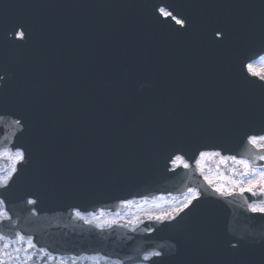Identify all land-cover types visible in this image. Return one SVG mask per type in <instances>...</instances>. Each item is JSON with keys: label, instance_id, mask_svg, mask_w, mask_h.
I'll use <instances>...</instances> for the list:
<instances>
[{"label": "water", "instance_id": "1", "mask_svg": "<svg viewBox=\"0 0 264 264\" xmlns=\"http://www.w3.org/2000/svg\"><path fill=\"white\" fill-rule=\"evenodd\" d=\"M75 1L33 6L39 36L31 63L17 60L14 76L3 78L7 84L0 87V101H36L44 112L40 136H26L39 154L33 158L32 149H25L26 162L7 188L0 187L9 215L26 218L16 206L29 195L55 198L56 211L44 207L47 219L20 221L38 246L57 253H101L131 264L158 248L163 256L152 257L151 264H264V214L247 207L258 197L220 196L194 164L201 149L244 156L251 148L247 135L264 133V83L241 68L247 57L264 52V0H94L92 12L88 1L79 62L57 52L51 37L68 36L74 28ZM160 4L171 5L187 29L171 20L160 23L164 17L154 11ZM216 29L228 34L223 43H216ZM68 60L77 68L83 61L84 71L68 75ZM176 153L190 165L169 171ZM189 186L198 188V200L174 220L145 222L136 232L117 225L101 231L70 213L72 206L116 209L134 194ZM152 225L155 231H143ZM11 226L12 220L4 221L0 230L11 234ZM237 241L238 251L229 253V242Z\"/></svg>", "mask_w": 264, "mask_h": 264}, {"label": "snow or ice", "instance_id": "2", "mask_svg": "<svg viewBox=\"0 0 264 264\" xmlns=\"http://www.w3.org/2000/svg\"><path fill=\"white\" fill-rule=\"evenodd\" d=\"M161 3H165V0H161ZM171 5L165 4L163 7L157 6L154 8V11L159 12V15L164 17V20H160V23H167L168 20H172L176 25L180 26V29L186 30L188 24L185 18H177L173 14V11L169 10ZM23 28V26H20ZM14 36H17L19 40L23 41L26 37V30H21L19 32H14ZM214 38L216 43H223V40L227 38V33L223 29L214 30ZM259 55V53H254L252 56L246 58V61H251L254 56ZM261 61H264V56L260 57ZM241 62L242 70L246 71L247 75L255 77L256 80L264 82V63L260 66L255 65L252 62ZM2 80V77H0ZM264 86V84H262ZM17 125L20 124V120H16ZM246 144L250 145L251 148L248 149L247 153L242 156V158L237 159L236 156L226 157L225 159H230L234 163L240 165L243 169L239 173L241 176L240 180L231 181V186L227 187L223 184L214 185L213 190L220 196H231L234 193L243 195L245 192L251 194L252 196H264V167H257V161H264V134H248L246 137ZM256 149V152L252 150ZM219 152H200V160H197L196 163L199 165L200 161L205 159L208 156H219ZM0 158H4L10 161H14L11 168L8 172L0 176V187L7 188L9 186L10 180L13 179V174L17 172L16 164L20 162H26L25 152L21 150H16L14 153L10 152L7 148L0 151ZM176 161H180L184 168H188L189 164L185 163L183 158L179 155L175 157ZM211 185L213 182L208 181ZM239 190L236 193V190ZM190 195L186 196L185 200L182 202V205L173 208L169 211L161 212L159 214L155 213H146V219L155 223H164L165 221H171L176 218L181 212L187 209L192 205L194 200L199 199V192L193 189H189ZM28 205H35L36 200L28 199L26 201ZM126 205H131L133 201H124ZM249 209L253 213L264 214V201H261V204L258 206L256 204H250ZM35 214V213H34ZM73 215L76 219L82 220L85 224L94 226L101 231L106 228H111L113 225L117 224L118 219H104L105 213L103 211L98 214L95 212H89L87 215L82 213L81 210L74 208ZM12 217L9 215L7 208L5 206V201L0 199V224H3L4 221L11 222ZM143 223L139 216H134L130 219H127L126 222L121 225L123 227L129 228L131 231L136 232L140 224ZM146 232L155 231L154 228L148 227L143 229ZM14 239H9L8 236L0 231V264H38L39 260H44L47 258V261H55L56 264H78L80 260H88L91 264H122L120 260H111L106 256H68L67 258L63 256L54 255L45 247H38L34 243V237L27 235L20 231L14 233ZM239 241L236 243L229 242L228 251L229 253H236L238 251ZM163 254L160 251L150 252L148 255L143 257L144 260H149L151 257H162Z\"/></svg>", "mask_w": 264, "mask_h": 264}, {"label": "rangeland", "instance_id": "3", "mask_svg": "<svg viewBox=\"0 0 264 264\" xmlns=\"http://www.w3.org/2000/svg\"><path fill=\"white\" fill-rule=\"evenodd\" d=\"M252 63L260 66L262 63H264V61H261L259 57ZM209 153H211V151H209ZM226 157L229 156H208L201 160L198 165L203 176L207 179V181L211 180L213 182L211 185L213 186L223 184L227 187H230L231 181L241 179L239 173L243 171L242 167L230 159H225ZM198 160H200V157ZM188 195H190L189 190L177 195H159L147 199H134L130 200L134 202L133 204H125L124 208L117 213L102 211L105 213L104 219L115 218L121 223H125L127 219H130L134 216H139L142 220L146 218V213L159 214L182 205V202ZM253 204L259 206L261 202ZM99 212H97V214ZM63 257L67 258L68 256ZM38 264H56V262L47 261V258H44V260H39L38 258ZM69 264H71L70 261ZM78 264H91V262L88 260H80L78 261ZM101 264H103V261H101Z\"/></svg>", "mask_w": 264, "mask_h": 264}]
</instances>
